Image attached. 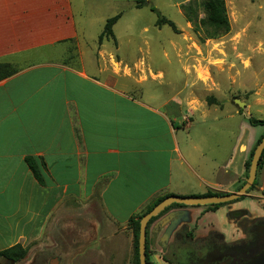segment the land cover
Instances as JSON below:
<instances>
[{
    "label": "crops",
    "instance_id": "obj_1",
    "mask_svg": "<svg viewBox=\"0 0 264 264\" xmlns=\"http://www.w3.org/2000/svg\"><path fill=\"white\" fill-rule=\"evenodd\" d=\"M229 1L238 15L264 12V0ZM83 32L73 0H0V65L11 71L0 81V251L20 244L28 258L50 257L48 264L130 259V218L163 196L234 193L258 140L244 142L239 121L227 154L220 149L222 111L196 119L193 111L178 115V95L161 100L117 88L118 79L139 86L162 74L143 58L124 61L102 45L105 37L94 49L84 45ZM26 159L35 161L43 184ZM258 181L256 198L264 203V170ZM175 210L187 221L167 245L184 228L194 240L206 238L209 230L198 234L202 225L221 209L183 205L168 214ZM153 227L146 241L161 238L164 230L156 235ZM164 250L151 247L149 264H169Z\"/></svg>",
    "mask_w": 264,
    "mask_h": 264
},
{
    "label": "rangeland",
    "instance_id": "obj_2",
    "mask_svg": "<svg viewBox=\"0 0 264 264\" xmlns=\"http://www.w3.org/2000/svg\"><path fill=\"white\" fill-rule=\"evenodd\" d=\"M176 1L179 0H73V4L78 20L83 22L84 45L92 49L98 47L105 22L120 14V19L112 28L115 42L105 37L101 40L102 45L124 61L143 58L142 61L154 73L162 74L160 79H148L139 86L125 82L128 87H123V80L118 79L117 88L131 95H159L161 100L166 95H178V115L193 111L196 119L198 113L222 111L219 117L221 122H226V129H223L224 135L220 138V149L229 154L234 141L233 132L239 121L243 127L244 142L248 138L259 139L263 133V127H251L247 119L264 121V12L253 13L249 17L246 13L238 15L230 9V1L224 0L230 30L217 39H206L203 30L186 22ZM198 14L199 18L203 17L201 10ZM158 19L171 21L177 32L166 25L156 26ZM235 100L243 104L242 109L237 108ZM234 112L240 115L224 118V113ZM184 119H189V115ZM208 121L213 120L209 118ZM212 129L222 130L220 127ZM215 140L211 139L212 146ZM259 170L260 173L264 170V160ZM259 184V181L255 182L253 190L243 198L219 206L221 210L214 218L205 221L202 233L198 234L203 236L209 230L210 233L221 234L225 243L238 241L242 237L240 226L244 222L243 217L249 222L264 218V203L256 198L259 195L255 192ZM261 195L264 197V192ZM176 208L180 207L170 208L163 217ZM176 220L178 224L187 221L182 217ZM123 252L127 256V251ZM70 256L65 259L69 260ZM49 258L38 252L34 257L26 255L25 259L15 264H48ZM124 258L121 264H133L132 257ZM90 260L89 253L86 262ZM6 262L0 258V264ZM100 264H106V260L103 259Z\"/></svg>",
    "mask_w": 264,
    "mask_h": 264
},
{
    "label": "trees",
    "instance_id": "obj_3",
    "mask_svg": "<svg viewBox=\"0 0 264 264\" xmlns=\"http://www.w3.org/2000/svg\"><path fill=\"white\" fill-rule=\"evenodd\" d=\"M180 8L182 10L183 16L186 19V22L193 25L196 29L198 28V29L203 30L206 39H217L227 34L230 30V25H229V21H228L227 14H226L224 0H187L186 2L180 4ZM199 10H201L203 13L202 18H199V14H198ZM119 19H120V14L108 19L105 22L103 32L98 39L99 42H101L103 37H106V38L113 37L112 28ZM160 25H166L173 32H177L175 25L169 20L158 19L156 21V26H160ZM10 75H11V71H9L5 66L0 65V81L7 78ZM247 121L252 127H263V133L256 142V145H255V148H256L261 138L264 136V121L254 120L252 118L247 119ZM255 148H253L248 160L245 162V178H247L248 170L250 166V160L252 158V154ZM263 160H264V150L262 152V155L259 161L258 170L260 169V166ZM26 164L28 168L30 169V171L32 172V175L36 179V181L39 184H43L42 176L40 174V171L35 161L33 159H26ZM244 182L241 184V186L244 184ZM255 182H256V179L252 187L247 191V193L253 190ZM211 195L212 194L210 192L206 194L207 197ZM165 198L166 196L156 198L150 204H148L140 213L136 214L134 217L130 218L128 221V228L132 233L133 264H139V260H138L139 221L143 215L148 213L154 206H156L159 202H161ZM226 204L228 203L208 205V207L210 209L211 208L216 209L219 206L226 205ZM172 207H183V205L172 204L166 207L161 213H159L156 217L152 218L148 222L147 229L149 228L151 224H153L156 220H158L161 216H163L165 212H167ZM180 236L182 237L179 238L178 244L175 247V251H171L170 255L165 254L163 256V259L166 262H168L169 264H205V262L210 263L209 259L211 258V255L215 251H204L205 247L207 246L205 241H195L193 232L190 230H187L186 228L182 230V232L180 233ZM148 252L149 251L147 249V241H146V264H149L148 255H147ZM230 252L232 251H226L224 257L221 260L222 264H232ZM26 255H27V249L22 247L20 244H17L11 248L0 251V258L6 261L10 260L14 264L25 259Z\"/></svg>",
    "mask_w": 264,
    "mask_h": 264
},
{
    "label": "water",
    "instance_id": "obj_4",
    "mask_svg": "<svg viewBox=\"0 0 264 264\" xmlns=\"http://www.w3.org/2000/svg\"><path fill=\"white\" fill-rule=\"evenodd\" d=\"M234 104L240 110L243 104L235 100ZM264 150V136L261 138L260 142L256 146L252 158L250 160V166L248 170L247 178L244 184L234 193L230 194H220L208 197H193V198H183L176 196H169L159 202L154 206L148 213L143 215L139 221V237H138V260L139 264H146V229L148 222L161 213L166 207L172 204H180L184 206H208L229 203L240 199L247 194V191L252 187L258 170L259 161ZM180 214L169 213L158 220L154 225V232L156 235L160 233L161 230L163 234L161 235L160 242L162 243V248L164 249L167 245L168 239L175 231L178 226V221ZM7 264H14L12 261L8 260ZM243 264H264V251H261L256 256L252 257L250 260L244 262Z\"/></svg>",
    "mask_w": 264,
    "mask_h": 264
},
{
    "label": "flooded vegetation",
    "instance_id": "obj_5",
    "mask_svg": "<svg viewBox=\"0 0 264 264\" xmlns=\"http://www.w3.org/2000/svg\"><path fill=\"white\" fill-rule=\"evenodd\" d=\"M245 213L248 214L247 212ZM242 219H244V222L240 226L242 237L234 243H225L223 237L218 233H210V235L204 239L195 240L205 241L207 246L204 251H215L209 259L210 263L205 262V264H222L221 260L226 251H232L230 252L232 264H243L261 251H264V218L255 219L250 222L246 217H243ZM182 230L183 229H180V231L175 234L172 243L166 245L164 248L166 255H170L171 251H175L178 240L182 237L180 236ZM155 245L162 248L160 239L157 241L155 239L154 242L151 241V239L147 241L148 250L149 247H157Z\"/></svg>",
    "mask_w": 264,
    "mask_h": 264
}]
</instances>
